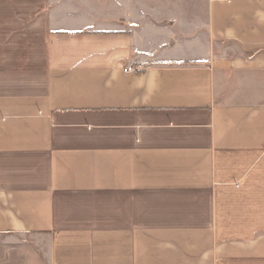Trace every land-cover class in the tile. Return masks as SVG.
<instances>
[{"label":"crops","instance_id":"1","mask_svg":"<svg viewBox=\"0 0 264 264\" xmlns=\"http://www.w3.org/2000/svg\"><path fill=\"white\" fill-rule=\"evenodd\" d=\"M0 264H264V0H0Z\"/></svg>","mask_w":264,"mask_h":264},{"label":"built area","instance_id":"2","mask_svg":"<svg viewBox=\"0 0 264 264\" xmlns=\"http://www.w3.org/2000/svg\"><path fill=\"white\" fill-rule=\"evenodd\" d=\"M139 70H140L139 66H127L126 68H124L122 70V72L125 74H131V73L137 72Z\"/></svg>","mask_w":264,"mask_h":264}]
</instances>
